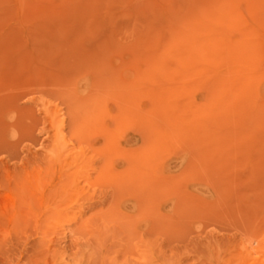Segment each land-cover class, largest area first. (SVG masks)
Instances as JSON below:
<instances>
[{
  "label": "rangeland",
  "instance_id": "obj_1",
  "mask_svg": "<svg viewBox=\"0 0 264 264\" xmlns=\"http://www.w3.org/2000/svg\"><path fill=\"white\" fill-rule=\"evenodd\" d=\"M0 264H264V0H0Z\"/></svg>",
  "mask_w": 264,
  "mask_h": 264
},
{
  "label": "bare ground",
  "instance_id": "obj_2",
  "mask_svg": "<svg viewBox=\"0 0 264 264\" xmlns=\"http://www.w3.org/2000/svg\"><path fill=\"white\" fill-rule=\"evenodd\" d=\"M56 119H57V116H56ZM52 121H54V122H56L55 121V117H54V115H53V120ZM57 128H58V126H57ZM58 132L55 134V136H56V141H59L60 139H61V134H60V132L59 131H61L60 129L59 130H57ZM66 149V148H65ZM64 149V150H65ZM68 149V148H67ZM66 152V151H65ZM67 153V152H66ZM70 154V153H69ZM66 156V154L64 155V158H67V156L69 157V155H68V153H67V156ZM59 157H61V156H59ZM43 194V193H42ZM65 197H63L62 199H64ZM69 198V197H68ZM70 199V198H69ZM29 200V199H28ZM68 200V199H67ZM62 203V202H61ZM54 210V209H53Z\"/></svg>",
  "mask_w": 264,
  "mask_h": 264
}]
</instances>
